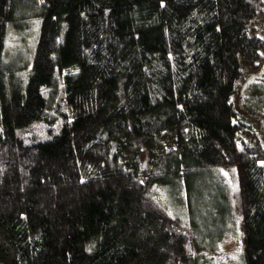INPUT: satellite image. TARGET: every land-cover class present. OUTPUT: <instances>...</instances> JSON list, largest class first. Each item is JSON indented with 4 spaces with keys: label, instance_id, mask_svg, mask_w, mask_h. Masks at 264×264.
Wrapping results in <instances>:
<instances>
[{
    "label": "trees",
    "instance_id": "16d2710c",
    "mask_svg": "<svg viewBox=\"0 0 264 264\" xmlns=\"http://www.w3.org/2000/svg\"><path fill=\"white\" fill-rule=\"evenodd\" d=\"M263 66L264 0H0V264H186L207 243L158 187L264 264Z\"/></svg>",
    "mask_w": 264,
    "mask_h": 264
},
{
    "label": "rangeland",
    "instance_id": "374dc122",
    "mask_svg": "<svg viewBox=\"0 0 264 264\" xmlns=\"http://www.w3.org/2000/svg\"><path fill=\"white\" fill-rule=\"evenodd\" d=\"M27 5V4H26ZM24 5L19 13L21 14L19 21L15 26H12L7 34L6 40V51L5 58H9L7 64L11 66V69H16L20 73L27 72L32 65L34 54L39 41V31H40V15L32 13L30 6ZM23 71H22V70ZM264 80V66L262 71L258 74H252L248 78V85H251L254 80ZM250 83V84H249ZM246 88L241 92L239 103L242 104L244 97L246 96ZM32 143V141L30 142ZM222 176L225 181L234 186L235 179H233L232 172L229 170H223ZM157 196L161 199L163 204H165L168 209L173 213L175 217H178L183 222V226L187 228L188 232L192 235L193 240L197 238V246H202V251L194 246L193 253L191 257L187 260L186 264H244L242 256L243 254V236L241 226L236 222L229 221L228 227L225 231L219 233L214 230L216 240L210 243V236L212 232V227L206 225L203 222L197 224V235L195 236L194 225L191 227V216L189 215V209L178 201H173L170 199V195L167 194V190L158 187L156 189ZM178 202V203H177ZM231 220V219H230ZM207 227L209 230L207 231ZM206 231L207 237H202L201 234ZM196 237V238H195Z\"/></svg>",
    "mask_w": 264,
    "mask_h": 264
}]
</instances>
